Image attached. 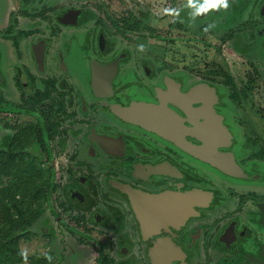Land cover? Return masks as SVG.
I'll list each match as a JSON object with an SVG mask.
<instances>
[{"label":"flooded vegetation","instance_id":"af4514ba","mask_svg":"<svg viewBox=\"0 0 264 264\" xmlns=\"http://www.w3.org/2000/svg\"><path fill=\"white\" fill-rule=\"evenodd\" d=\"M0 1V149L27 122L48 135L55 224L41 257L264 264V0ZM156 38L162 50L140 46ZM136 104L163 106L196 153L111 109ZM13 113L29 118L11 129ZM55 148L70 152L64 181ZM64 229L73 241L55 248Z\"/></svg>","mask_w":264,"mask_h":264},{"label":"trees","instance_id":"16d2710c","mask_svg":"<svg viewBox=\"0 0 264 264\" xmlns=\"http://www.w3.org/2000/svg\"><path fill=\"white\" fill-rule=\"evenodd\" d=\"M37 128L29 122L19 125L8 148L0 149V264H50L47 254L26 257L21 250V242L36 235L32 226L54 189L52 171L42 180L41 148L48 135Z\"/></svg>","mask_w":264,"mask_h":264},{"label":"rangeland","instance_id":"374dc122","mask_svg":"<svg viewBox=\"0 0 264 264\" xmlns=\"http://www.w3.org/2000/svg\"><path fill=\"white\" fill-rule=\"evenodd\" d=\"M0 4H2V2L0 1ZM162 30H160L161 32ZM144 44L140 45V46H147L150 45V46H153L155 48H159L160 50L163 49V40L162 39H159V38H156L154 40H143ZM141 43V41H140ZM71 64H72V67L75 71V77L76 79H81V70L83 69L82 65H83V62H80L79 60H72L71 61ZM15 118H17V120L21 121V120H24V119H28L29 117L28 116H19L17 117V115H15L14 113L12 114L9 122H8V125L11 126V129L13 128V125H14V120ZM3 124V123H2ZM2 130V129H1ZM3 131V130H2ZM6 133V131H5ZM3 135H1L0 133V140H1V137ZM70 152L63 148L61 150H58L57 148H55L54 150V160H55V177H56V180H61V181H64L65 178L63 177L64 175V172H63V169L64 167L68 164L66 161L68 160V154ZM57 165L59 166V168H57ZM47 174V172L45 173ZM56 202V201H55ZM57 210L59 211V214L60 216L65 219L67 222H71V220L68 219V217L65 215H63L64 213H62V211L59 210V208H57ZM43 217L44 218H41L40 220L36 221L35 224L32 226V231H35V234L33 236V238L31 239V241L29 242H21V250L23 252V254L26 256V257H31V256H41L43 254L46 253V251H48L49 249H51L50 247V239H49V235H47V233L49 234V231H48V227L49 226H52L54 223V219L51 217V215H49L47 209L46 210H43ZM47 221V225L45 224ZM52 234H56V239H55V242H54V246L55 248H59L62 245H69V241H71V237L69 236V232L67 230H55L52 232ZM73 241V240H72ZM65 251H67L66 249H64ZM61 259H66L67 258H58V257H54V260H56V262L58 263L59 260ZM67 262H64L63 264H66ZM25 264H28V261L25 262Z\"/></svg>","mask_w":264,"mask_h":264},{"label":"water","instance_id":"95a60500","mask_svg":"<svg viewBox=\"0 0 264 264\" xmlns=\"http://www.w3.org/2000/svg\"><path fill=\"white\" fill-rule=\"evenodd\" d=\"M112 111L115 114L120 115L126 120L136 122L144 127H147L149 129H152L161 135L170 138L183 148H185L187 151H189L192 154L196 153L195 146L187 142L185 139L178 137L175 133H173L171 130L166 128L161 121H163L166 117V109L163 106H144L140 104H136L133 106V108L129 109H122L118 105H112L111 106ZM173 119H175L174 116H171ZM237 169V167L235 168ZM130 194V197L134 196V193L132 190H129L128 188H124ZM165 196H154L151 198L155 199H163ZM197 197L196 193H190L187 195L188 199H193ZM166 198V197H165Z\"/></svg>","mask_w":264,"mask_h":264},{"label":"clouds","instance_id":"9594fccd","mask_svg":"<svg viewBox=\"0 0 264 264\" xmlns=\"http://www.w3.org/2000/svg\"><path fill=\"white\" fill-rule=\"evenodd\" d=\"M205 11L208 8H227L228 0H204Z\"/></svg>","mask_w":264,"mask_h":264},{"label":"crops","instance_id":"0c3cea01","mask_svg":"<svg viewBox=\"0 0 264 264\" xmlns=\"http://www.w3.org/2000/svg\"><path fill=\"white\" fill-rule=\"evenodd\" d=\"M54 240V239H53Z\"/></svg>","mask_w":264,"mask_h":264}]
</instances>
